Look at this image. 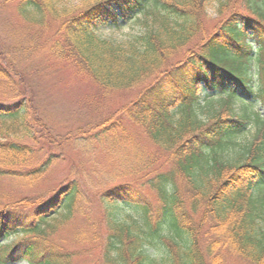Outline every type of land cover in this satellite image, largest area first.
<instances>
[{"label": "trees", "instance_id": "trees-1", "mask_svg": "<svg viewBox=\"0 0 264 264\" xmlns=\"http://www.w3.org/2000/svg\"><path fill=\"white\" fill-rule=\"evenodd\" d=\"M8 4L0 137L35 143L0 141V181L29 191L56 164L68 176L27 207L24 197L0 207V264H264V0H0V10ZM121 19L139 32L117 42ZM40 56L85 74L106 102L136 94L85 127L34 132ZM253 124L258 137L234 152Z\"/></svg>", "mask_w": 264, "mask_h": 264}, {"label": "rangeland", "instance_id": "rangeland-1", "mask_svg": "<svg viewBox=\"0 0 264 264\" xmlns=\"http://www.w3.org/2000/svg\"><path fill=\"white\" fill-rule=\"evenodd\" d=\"M83 0H64V3L70 5L71 7H77L82 4ZM216 1L208 8V16L211 21H214L216 18L215 15V6ZM17 19V16L14 12V6L8 4L2 10H0V31H2V26L12 24L14 20ZM124 27L116 31L113 34V37L117 42L126 41L129 37L137 35L139 32V27L133 23H126L123 19L119 20ZM213 24V23H212ZM56 28V27H55ZM113 28V27H112ZM111 28V29H112ZM113 30V29H112ZM111 30V31H112ZM51 31V30H50ZM56 31V30H55ZM53 30V32H55ZM111 31L107 29L101 30V34L108 35ZM52 32V31H51ZM34 58V57H33ZM34 68L38 70L35 72V75L29 76L28 85L31 86L32 92V102L39 111V116L43 118V121L34 117L33 113V103L28 99V104L31 105V112L33 118V131L39 132L40 124L43 123L44 126L49 129L52 134H66L69 130L77 129L78 127H85L88 122L93 121L94 115L97 114L98 110L107 108L108 106L119 107L122 104L133 99L135 93H121L115 94L111 97L110 101L106 102L102 98V92L99 86H97L93 80L86 77L85 74L79 73L75 68L69 65H60L58 63L46 64L45 59L41 56L38 57L35 61ZM6 83L0 80V87H4ZM1 93V91H0ZM2 95L0 94V97ZM7 97L2 98H8ZM258 107V106H256ZM255 108V107H253ZM250 107V109H253ZM259 109V107H258ZM37 115V111H35ZM18 128V124H16ZM261 128V127H260ZM259 126L253 124L250 126L245 134L238 137L235 141L237 145L233 147L234 152H241L244 146L252 143L257 137L260 130ZM50 134V133H49ZM38 135V134H37ZM42 135V134H41ZM51 135V134H50ZM48 136V135H47ZM4 139L0 137V141H14L20 144H26L33 146L35 142L28 138L26 135L19 133L13 137H6ZM41 139L39 142L41 143ZM64 166V165H63ZM68 176V169L66 166L63 168L61 165H54L52 170L45 177L46 179L41 183L38 182L35 184L34 188L29 189V191L23 187H20L18 184L10 181L8 179L0 181V207L6 201L10 199H20L24 197L23 201L20 202V207H27L26 203L33 198V191L35 192H44L49 188L54 187L56 184L62 181L63 178ZM146 194H148L151 202L156 205V198L152 193L145 189ZM87 215V210H86ZM93 217H96V213H92ZM74 227H70L62 235L63 238H70L72 235ZM16 238H12L8 243H12ZM91 260V258H89ZM86 257H80L77 259L75 264H90V260ZM25 264V263H19ZM236 264H242L237 262Z\"/></svg>", "mask_w": 264, "mask_h": 264}]
</instances>
